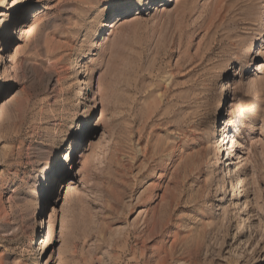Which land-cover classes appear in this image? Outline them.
I'll list each match as a JSON object with an SVG mask.
<instances>
[{
	"label": "rangeland",
	"instance_id": "obj_1",
	"mask_svg": "<svg viewBox=\"0 0 264 264\" xmlns=\"http://www.w3.org/2000/svg\"><path fill=\"white\" fill-rule=\"evenodd\" d=\"M164 3L0 0V264H264V0Z\"/></svg>",
	"mask_w": 264,
	"mask_h": 264
},
{
	"label": "bare ground",
	"instance_id": "obj_2",
	"mask_svg": "<svg viewBox=\"0 0 264 264\" xmlns=\"http://www.w3.org/2000/svg\"><path fill=\"white\" fill-rule=\"evenodd\" d=\"M170 0H165V3L164 4H159L157 7H162V6H166L167 4H168V2H169ZM246 1H249V0H246ZM151 4L153 3L152 1L150 2ZM132 9H130V8H128V9H126L125 10V12L124 11H122L123 13H120V16H118L116 19H115V21L113 22V25L111 26V27H113V26H116L117 24H118V22L120 21V20H122V18L124 17H127L129 14H130V11H131ZM153 10V9H152ZM136 13H138L139 14V9H137V12ZM254 44L255 45H257L256 46V48L254 49L255 50V53H254V55H255V58H254V62L253 63H251L252 64V68L251 69H253L256 65H258V63H256V60H258V58H260L259 56H260V52H258L259 50H258V45L259 44H257V41H255L254 42ZM263 44H264V40H263ZM89 59L87 60V63H91V62H94L95 61V56H94V53L90 56V57H88ZM239 67V65H236V64H233V65H231V67H230V70L227 72V73H231V72H233V74H234V72H235V70H236V68H238ZM248 67V66H247ZM247 67H245L244 69H246ZM257 67V66H256ZM232 69H234L233 71H232ZM247 70V69H246ZM248 71V70H247ZM52 77H53V74H51V73H46V74H43V75H41L40 76V80H41V82H43L45 85H48L50 82H51V80H52ZM231 80H232V77H231ZM231 80L229 81V83H227L226 82V79L225 80H221L220 81V88L218 89L219 91H223L224 90V97L225 96H228V94H227V92H228V86L231 84ZM89 86H91V83H89ZM226 93V94H225ZM222 94V95H223ZM84 126H85V123H83V122H81V123H79V125H78V128H77V133H78V131H80L82 128H84ZM226 127V126H225ZM225 127H224V129H225ZM232 138H231V141H230V147H229V150H228V152H227V157H228V159H227V161L229 162L230 161V156L232 155V152L231 151H234V148H235V145H236V135H235V131H233L232 133ZM223 135H224V133H223ZM76 139L77 138H75V142H73V145H75V144H77L76 143ZM224 141V139L223 140H221V142H223ZM72 147V146H71ZM69 159H67L66 160V162L68 161ZM64 163H65V161H64ZM230 165V163L228 164V166ZM67 170V172L68 171H70V169H69V166H66V167H64V169H63V173L65 172ZM229 171V174H231V171H230V169L228 170ZM59 175H62V174H59ZM236 181H237V187H239V188H237V190H240V188H241V186L243 185V181H242V178L241 177H239V176H237V178H236ZM69 182V181H68ZM71 183H69V185H68V187H67V189H66V192H65V194H67L69 191H70V189H71ZM49 188V189H48ZM50 188H51V184H48V186H47V191L45 192L46 194H47V192H48V190L50 191ZM234 189H236L234 186H231V190H233L234 191ZM162 198V197H161ZM162 200H163V198H162ZM160 203V202H159ZM161 204V203H160ZM155 228V227H154ZM149 231V230H148ZM155 231V232H154ZM157 232V230H152L150 233H149V236H154V234ZM145 233H146V231H145ZM145 236V235H144ZM156 236V235H155ZM145 238V237H144ZM150 239V238H149ZM149 239H147V240H149ZM149 248V247H148Z\"/></svg>",
	"mask_w": 264,
	"mask_h": 264
},
{
	"label": "snow or ice",
	"instance_id": "obj_3",
	"mask_svg": "<svg viewBox=\"0 0 264 264\" xmlns=\"http://www.w3.org/2000/svg\"><path fill=\"white\" fill-rule=\"evenodd\" d=\"M67 165H63V167H66Z\"/></svg>",
	"mask_w": 264,
	"mask_h": 264
}]
</instances>
